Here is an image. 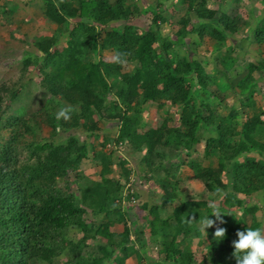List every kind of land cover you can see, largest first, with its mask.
Masks as SVG:
<instances>
[{
	"label": "trees",
	"instance_id": "16d2710c",
	"mask_svg": "<svg viewBox=\"0 0 264 264\" xmlns=\"http://www.w3.org/2000/svg\"><path fill=\"white\" fill-rule=\"evenodd\" d=\"M44 1L45 18L59 28H63L70 18L91 15L105 29L108 21L119 17L116 8L122 6L119 0H96L94 6L86 11L82 0ZM151 12L152 25L141 39L136 37L130 26H127L122 34L120 31L103 29L100 40L94 37L97 42L92 52H95L98 44H102L103 50L114 49L118 57L124 54L136 55L135 62L141 66L133 75L125 74L123 85L116 84L113 80L116 77L114 65L97 62L96 58L90 61L84 57L86 49L83 48V41L90 30L95 31L93 26L82 21L76 23L70 38L60 47L57 57L50 50L56 38H40L36 47L44 54V68H41V72L45 79L42 80L41 86L45 89L41 88L39 96H35L36 100L42 103L48 97L58 99L62 104L61 108H68L70 118L57 120L58 108L49 105L48 109L40 110L44 112L32 114L28 118L13 116L12 121L19 123L22 130L27 129L32 134L33 131H41L47 124L54 137L59 135L58 131L69 133L79 128H84L92 136V133L100 128L95 116L119 120L122 124L119 140L129 138L135 151L148 148L150 158L144 162L151 169L155 165V170L156 166L160 165L156 159L157 155H166L164 149L172 141L170 155L181 153L183 147L191 148L200 136V126L206 124L217 128V124L209 122L195 106L193 95L199 90L209 89L204 79V68L196 60L177 65L172 62L170 55H167L169 48L165 46L158 32L160 14L154 9ZM225 20H221V23L224 21L223 32H235L238 27L246 24V21L241 19L228 21L230 19L226 17ZM257 36L259 41L264 42V32H259ZM136 42H139L137 47ZM30 62L27 58L26 64ZM67 74L71 76L68 82L65 76ZM224 76L227 82L232 83L226 75ZM109 80L114 87H109ZM26 88L24 82H21L19 91H9L6 85H3L0 87V102L4 100L1 94L5 91L10 94L11 100L16 101L21 95H25ZM113 91L117 103L121 101L126 111H137V108H142L151 100L163 105L164 98L172 99L173 106L181 110L182 128H169L163 124L159 129H152L153 138L142 136L141 132L139 133L140 116L133 118L127 115V112L106 116V94ZM245 115L248 116V121L242 129L243 139L250 148H259L260 152L264 153L262 132L258 129L260 116L254 108H247ZM2 116L0 108V120ZM224 130L225 133L220 136L231 137L235 133V126L232 125L231 129L225 126ZM20 135L21 133L17 132L16 137L4 145L0 157V264H61L59 259L55 260L52 256V237L54 234L63 237L66 229L72 224L83 229V246H89L86 240H89L92 228L97 230L92 239H99V242L88 247L91 264H127L131 258L135 264H235V258L231 256V241L236 238V229L263 226L264 221L259 219L257 213L264 210V205L245 206L244 199L240 196L251 197L258 190H264V179L255 176L256 167L252 162H237L233 163L232 187L224 183L222 175L227 164L226 159L229 157L220 154L225 145L221 137L211 138L206 142L207 159H214V164L209 161V165L203 166V169H200V178L205 190L219 199L216 209L231 225L227 228L223 240L214 237L213 227L205 229L208 238H212V244L205 245L202 260L198 263L195 260L196 253L191 247L192 239L195 236L202 238L204 231L196 224L195 228H192L189 220L191 215L182 217L179 209L174 211L164 208V211H161L159 206L149 207L145 203L142 208L148 211L147 218L151 217L147 223L139 225L137 222H123L124 217H129L130 214V208H126L124 202H128L131 197V200H137L138 194L131 186V189L126 190L120 181L108 177L113 173L109 156H100V181L88 183L81 197H68L61 192L56 193L57 183L54 177L56 174L67 176L69 172L80 169L81 163L89 156L88 142L72 136L65 143L56 145L54 142H28L26 137ZM245 141H240V147L235 148L237 154L247 150ZM23 146L29 151V160L19 162L18 150ZM40 152L43 155L38 157ZM73 155L77 156L76 162L70 161ZM261 173L264 175V167L261 168ZM130 175L131 171L125 170V176ZM126 192L129 196L125 195ZM171 199L172 196L167 197L164 206L168 205ZM204 203L198 204L205 205ZM211 212L209 207L207 216L210 214V218H213ZM110 215L120 217L119 220L124 224L121 230L118 227L113 229L121 222H117L118 219L109 221ZM85 216L92 218L91 227L80 221L82 217L85 219ZM203 219L199 216L197 222ZM77 220L79 223H75ZM152 243L160 248L158 258L144 252Z\"/></svg>",
	"mask_w": 264,
	"mask_h": 264
},
{
	"label": "rangeland",
	"instance_id": "374dc122",
	"mask_svg": "<svg viewBox=\"0 0 264 264\" xmlns=\"http://www.w3.org/2000/svg\"><path fill=\"white\" fill-rule=\"evenodd\" d=\"M82 1L85 3L86 11H88L94 6L96 0ZM119 1L122 2V6L116 8L119 17L108 21L104 29L91 15L84 18H70L63 28H59L45 18L43 11L46 3L44 0H0V87L6 85L9 91L15 89L19 91L21 90V82L27 86L25 95H21L16 101L11 100L10 94L6 91L1 94L4 100L0 102L3 115L0 120V157L4 145L14 139L17 132L21 133L20 137H26L28 142H54L56 145H60L72 136L81 141H87L89 156L81 163L80 169L69 172L67 176L54 175V180L57 183L56 193L61 192L68 197H81L82 191L88 183L100 181L102 169L100 156L107 155L111 158L113 167V173L108 177L120 181L126 190L133 186L132 188L138 191L137 202L129 207V217L125 216L123 222H128V224L129 222L131 224L137 222L139 225L147 223L150 220L149 217L147 218L148 211L143 210V204L140 203V200L142 202L149 200L153 204H159L163 194L157 185L158 176L146 171L149 168L143 160L148 156L147 153L135 151L134 144L129 138L119 140L122 126L119 120L106 117L101 119L99 116H95L100 128L92 133V136L84 128H79L69 133L58 131L59 135L52 137L51 129L47 124L41 131H33L32 134L27 129L22 130L19 123L12 121V117L28 118L32 114L44 112L40 110L48 109L49 105L56 106L58 110L62 107L56 98L49 99L50 97H48L44 102L39 103L35 97L36 95L39 96L41 88L45 89L41 86L42 80L45 79L43 72H41V68H44L42 66L45 60L44 54L36 47L40 38L43 36L56 38V41L51 44L50 50L57 57L60 54V47L64 46L70 38L71 30L76 23L82 21L93 26L95 31L90 30L86 35L87 38L83 41V48L86 49L84 57L90 61L96 58L97 62L114 65L116 77L113 80L116 84L123 85L125 74L133 75L141 66L135 62L136 55L124 54L122 57H118L114 49L103 50L102 44H98L95 52H92L93 46L97 42H95L94 37L96 36L100 40L103 29L113 32L120 31L122 34L126 27L130 26L136 37L141 39L152 25L151 10L154 9L160 14L158 32L165 46L169 48L167 55H170L172 62L177 65L196 60L204 68V79L209 89L199 90L193 95L196 100L195 106L209 122L217 124V128L214 125L209 127L206 124L200 126V136L194 147L189 148L192 151H185L182 155L185 153L186 155L181 156L178 160L177 158L173 160L169 153L173 146L172 141L164 149L166 155L163 157L157 155L156 158L159 160L161 176L165 177L166 172L171 171L170 168L174 169L178 162L188 161V159L195 164L198 162L209 165V161L214 164V159L205 158L203 150L206 142L211 138H220V134L225 133V126L231 129L233 125L235 126L234 135L232 134L231 137L228 136L227 138L221 137L225 145L223 150H220V154L229 157L226 159L227 164L222 175L224 183L232 186L233 163L237 162H252L256 167L255 176L264 179V175L261 173V168L264 167V153L260 152L259 148H250L242 136L244 123L248 121V116L245 115L247 108H254L260 116L258 129L262 132L261 140L264 142V42L259 41L257 36L259 32H264V0ZM111 4L113 5V3ZM226 17L230 19L228 21L241 19L246 21V24L238 27L235 32H223L224 21L221 23V20H225ZM135 46H139V42H136ZM155 47L157 48L158 45ZM157 49L159 52V48ZM135 50L137 53V49ZM27 58L31 60L29 64H26ZM162 59L164 58L162 57ZM224 75L232 83L227 82ZM65 76L67 82L71 80L70 75ZM108 85L110 88L114 87L111 80H109ZM114 93L115 91L106 94V116L117 115L120 112H127L126 114L133 118L140 116L139 133L141 132L142 136H146L148 128L151 127L149 131L152 133V127H160L162 124H166L170 128H182L181 110L173 106L172 99L164 98L163 105L151 100L142 108H137V111H126L121 101H118L119 104L117 103ZM165 95L167 96V94ZM147 125L148 127H145ZM242 140L247 143L248 148L237 154L235 148L240 147ZM18 151L19 162L29 160V151L26 147L23 146ZM42 155L41 152L38 153V157ZM72 160L76 162L77 156L73 155L70 158V161ZM125 170L131 171V177L125 176ZM177 176L180 182L185 184V189L190 198L193 196L195 200L199 198L200 202H205L204 207L200 204L191 207L195 210L194 216L190 217L194 220V228L195 224L200 227V222H197L199 216L205 218L209 205L214 204L216 206L219 204V199L205 190L202 183L195 180L187 165L180 169ZM240 197L244 199L245 206L264 205L263 189L258 190L251 197ZM126 203L128 202H124L125 206ZM2 215L6 216L5 214ZM257 216L263 222L264 210H260ZM116 219L121 224L115 225L113 229L116 230L118 227L121 230L124 224L119 220L118 215H110L109 221L112 222ZM80 221L90 226L92 218L85 216V219L82 217ZM75 223H79V220ZM230 225L228 221H225V224L217 226L227 229ZM96 234L97 230L92 228L86 244L88 243L89 246L97 244L99 239L96 241L92 239ZM202 234V238L197 239L195 237L191 246L196 253L198 263L202 260L205 245L212 244V238H208L206 231ZM83 237V229L74 224L66 229L63 237L54 234L51 241L52 256L55 260L59 259L61 264H91L89 246H83L81 243ZM158 249L160 248L157 247V244L152 243L144 252L158 258ZM116 253L118 254L117 251ZM127 264H135L133 258L129 259Z\"/></svg>",
	"mask_w": 264,
	"mask_h": 264
},
{
	"label": "crops",
	"instance_id": "0c3cea01",
	"mask_svg": "<svg viewBox=\"0 0 264 264\" xmlns=\"http://www.w3.org/2000/svg\"><path fill=\"white\" fill-rule=\"evenodd\" d=\"M69 1H71V0H69ZM163 125V124H162ZM168 126V125H167ZM145 127H148V125L147 126H145ZM158 127V126H157ZM157 127H152V129L153 128H155L154 130H156V129H159V127L157 128ZM169 127V126H168ZM170 128V127H169ZM149 130H151V127L150 128H148L147 129V133H146V137H150L151 138V136H152V133H151V131H149ZM154 136H152V138H153ZM170 145V144H169ZM168 145V146H169ZM194 145H195V142L192 144V147H194ZM167 146V147H168ZM205 147H206V145H205ZM205 147H204V150H203V152H204V155H205V158H207V156H206V152H205ZM166 148V147H165ZM183 149V151L181 152V153H177V154H174V155H171V157L173 158V160H175V158H177V160L178 159H180L181 158V156L183 157V155H186V153L185 154H183L182 155V153H184L185 151L186 152H190V151H192V149L191 150H189L188 151V149H186L185 147H183L182 148ZM140 152H146L147 153V157H146V159L147 158H150V156H149V153H148V148H146V149H144L143 151H140ZM153 157V156H152ZM187 157V156H186ZM143 162H144V160H143ZM170 165V164H169ZM184 165H187L188 166V168H190V170L192 171V173H193V175H194V178H195V180L197 181V182H200V183H202L203 184V182H202V180H201V178H200V169H203V166H207V165H205V164H202V163H198L197 162V164H195V163H192L189 159H188V161H186V160H184V161H180V162H178L175 166H174V169L173 168H170L171 169V171H167L166 173V176L165 177H163V176H161V172H159V170H160V165H157L156 166V170H155V165H153V168L151 169V168H149L148 170H146L147 172H150V173H152V174H155L156 176H158V179H157V181H158V186L160 187V189H161V194H163V196H162V198H161V202L159 203V204H156V203H151L149 200L148 201H144V202H142V200H140V203L141 204H145V203H147L148 204V206L149 207H152V206H159V209L161 210V211H164L163 209L164 208H166L167 210L168 209H170V210H174L175 211V209H179L180 210V212H181V215H182V217L183 216H188V215H191V216H194V210L191 208L192 206H196V205H199L198 203L200 202L199 201V198L198 199H196L195 200V197H193V196H191V198H190V195H189V193H188V191L185 189V184L183 183V182H180V180L178 179V173H179V171H180V169L184 166ZM200 166V167H199ZM163 167V166H162ZM148 168V167H147ZM151 174V175H152ZM130 177H131V175H130ZM133 180V179H132ZM134 181H135V179H134ZM133 187V186H132ZM232 187V186H231ZM230 187V188H231ZM203 188H204V185H203ZM205 189V188H204ZM133 190H135L136 191V189H134L133 188ZM136 192H138V191H136ZM170 196H172V199H171V202L168 204V205H166V206H164V201H165V199L168 197H170ZM198 196V195H197ZM199 197V196H198ZM200 206H202V207H204L203 205H200ZM217 206V205H216ZM215 206V207H216ZM199 207V206H198ZM189 208H191V209H189ZM151 218V217H150ZM190 220V223H191V225H192V227L194 228V220L193 219H189ZM195 237H197V236H195ZM195 237L192 239V242L194 241V239H195ZM197 239H199L198 237H197ZM195 260L198 262V259H197V257H196V254H195Z\"/></svg>",
	"mask_w": 264,
	"mask_h": 264
},
{
	"label": "clouds",
	"instance_id": "9594fccd",
	"mask_svg": "<svg viewBox=\"0 0 264 264\" xmlns=\"http://www.w3.org/2000/svg\"><path fill=\"white\" fill-rule=\"evenodd\" d=\"M60 118L69 119V110L61 108L56 113V119ZM209 207L212 209L211 217L213 218H210V214L206 216L200 222V227L204 232L206 228L213 227L214 237L223 240L227 229L217 225L225 224V220L214 204ZM235 237L231 241L233 249L231 256L235 258V264H264V226L236 229Z\"/></svg>",
	"mask_w": 264,
	"mask_h": 264
},
{
	"label": "built area",
	"instance_id": "2783aa9c",
	"mask_svg": "<svg viewBox=\"0 0 264 264\" xmlns=\"http://www.w3.org/2000/svg\"><path fill=\"white\" fill-rule=\"evenodd\" d=\"M125 195H128L129 196V194H127V192L125 193ZM132 198V197H131ZM131 198H130V200H128V203H126L127 205L125 206L126 208H129V207H131V205L132 204H134L135 202H137V200H131Z\"/></svg>",
	"mask_w": 264,
	"mask_h": 264
}]
</instances>
